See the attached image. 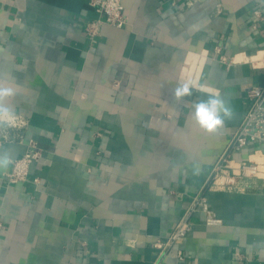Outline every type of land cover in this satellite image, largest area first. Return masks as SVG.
<instances>
[{
    "label": "crops",
    "instance_id": "1",
    "mask_svg": "<svg viewBox=\"0 0 264 264\" xmlns=\"http://www.w3.org/2000/svg\"><path fill=\"white\" fill-rule=\"evenodd\" d=\"M90 1L0 0V79L19 86L7 103L44 150L39 183L8 184L25 145L0 148V264H151L197 194L223 224L195 213L165 263L181 264V248L189 264H264V144L210 180L246 88L264 84V20L253 27L264 0H121L128 24L95 37ZM177 81L190 97H174ZM209 95L232 109L211 134L192 115ZM244 162L256 171L242 175Z\"/></svg>",
    "mask_w": 264,
    "mask_h": 264
},
{
    "label": "built area",
    "instance_id": "2",
    "mask_svg": "<svg viewBox=\"0 0 264 264\" xmlns=\"http://www.w3.org/2000/svg\"><path fill=\"white\" fill-rule=\"evenodd\" d=\"M197 0H187L186 5L190 6ZM90 4L96 11L97 16L86 22V32L90 37H95L100 33L103 24H110L117 28H122L128 24V15L121 0H91ZM256 22L253 27H257V22L264 20V11L257 7L253 11ZM216 51H222L217 46ZM220 60L230 64L232 60L221 54ZM261 64L264 67V55L261 57ZM247 109L241 123L232 136L226 153L216 163L210 180L214 181L216 176L228 167L235 152L244 148H254L256 150L264 144V84H251L246 88ZM30 127L28 117L19 112H14L13 118L5 117L0 121V148L12 143L25 145L24 152L16 158H10V168L4 173L8 184L32 181L39 183V178L31 179L30 171L35 162L42 159L44 150L40 142L33 137H27ZM256 171V165L244 162L240 166V173L248 175ZM229 180V179H228ZM197 212L205 214L207 225H222L223 220L211 208L206 196L197 194L190 202L184 214L180 217L171 233L162 241L156 242L160 249L158 257L151 264H166L164 258L173 246H180L185 239L193 232L194 223L192 216ZM0 226L2 221L0 220ZM176 256L181 264H189L188 257L180 248Z\"/></svg>",
    "mask_w": 264,
    "mask_h": 264
},
{
    "label": "clouds",
    "instance_id": "3",
    "mask_svg": "<svg viewBox=\"0 0 264 264\" xmlns=\"http://www.w3.org/2000/svg\"><path fill=\"white\" fill-rule=\"evenodd\" d=\"M18 85L14 80L0 79V121L5 117L13 118L14 110L7 101L15 97ZM192 95V86L189 82L177 81L174 97L180 100ZM193 119L201 130L213 133L224 125L225 119L232 116V109L219 95H209L192 105ZM7 160L0 159V166H6Z\"/></svg>",
    "mask_w": 264,
    "mask_h": 264
}]
</instances>
